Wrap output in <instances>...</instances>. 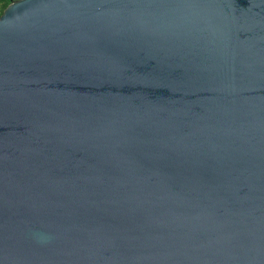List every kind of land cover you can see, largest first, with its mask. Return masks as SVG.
I'll return each instance as SVG.
<instances>
[{
    "label": "water",
    "instance_id": "95a60500",
    "mask_svg": "<svg viewBox=\"0 0 264 264\" xmlns=\"http://www.w3.org/2000/svg\"><path fill=\"white\" fill-rule=\"evenodd\" d=\"M0 264H264V0L8 3Z\"/></svg>",
    "mask_w": 264,
    "mask_h": 264
},
{
    "label": "trees",
    "instance_id": "16d2710c",
    "mask_svg": "<svg viewBox=\"0 0 264 264\" xmlns=\"http://www.w3.org/2000/svg\"><path fill=\"white\" fill-rule=\"evenodd\" d=\"M11 1H13V0H0V13H1V11L3 10V8H4L8 3H10Z\"/></svg>",
    "mask_w": 264,
    "mask_h": 264
}]
</instances>
